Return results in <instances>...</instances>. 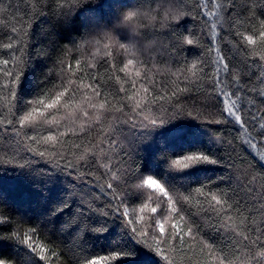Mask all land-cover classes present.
Segmentation results:
<instances>
[{
    "label": "snow or ice",
    "instance_id": "snow-or-ice-1",
    "mask_svg": "<svg viewBox=\"0 0 264 264\" xmlns=\"http://www.w3.org/2000/svg\"><path fill=\"white\" fill-rule=\"evenodd\" d=\"M13 3L9 0L3 6L0 0V12ZM118 6L126 10L104 21L88 0H34L7 30L0 28V135L15 141L14 152L22 147L40 158L30 162L36 167L19 165L15 174L31 183L47 204L44 219L33 224V217L0 195V241H16L27 249L13 244L16 255L7 258L0 253V264L23 256L31 257V264L59 260V253L40 237V230L51 235L58 223L61 233L73 239L94 237L106 242L98 252H88L85 264H177L174 253L179 254V264H264V108L256 109V97L249 96L258 92L264 105V19L258 34L234 32L247 49L237 53L245 56L248 79L242 81L239 63H233L222 47L231 44L230 36L240 22L234 0H192L191 7L187 0H119ZM33 8V18L48 12L65 22L83 17L85 36L78 44L73 42L69 54L91 46L92 59L87 64L79 55L67 64L60 60L58 80L52 79V68L35 75L51 56L37 43L31 25L22 22ZM186 17L199 18L200 33L188 32L182 41L205 48L207 59H186L175 70L168 65L161 69L154 59H140L138 38L159 28L184 29L187 20L179 22ZM117 47L131 58L119 68L126 79L115 71L109 77L120 84L112 92L102 86L96 71L88 70L97 68V57H111ZM166 73L171 79L157 78ZM202 80L210 85L205 100L215 101V115L209 113L212 118L207 123L232 124L242 145L258 158L261 171L235 177L231 170L227 177L208 175L222 167L212 151L218 138L211 143L196 138L165 156L163 168L158 165L146 176L137 172L128 163L132 153L124 148V141L133 138L129 147L143 151L134 143L135 134L143 130L142 138L147 140L149 129L170 124L155 113L168 111L166 103L178 113L185 111L180 97L194 92L191 85ZM185 115L197 119L192 112ZM41 126L47 134L40 133ZM185 127L193 135L199 131L191 122L174 124L166 131ZM133 196L141 201L138 212L129 204ZM16 216L20 220L13 227ZM19 225L26 226L22 234Z\"/></svg>",
    "mask_w": 264,
    "mask_h": 264
},
{
    "label": "trees",
    "instance_id": "trees-1",
    "mask_svg": "<svg viewBox=\"0 0 264 264\" xmlns=\"http://www.w3.org/2000/svg\"><path fill=\"white\" fill-rule=\"evenodd\" d=\"M119 0H96L93 4L92 0H88L89 6L95 7L97 9V15L103 16L104 21L112 18L113 13L119 14L120 12L126 10L118 6ZM9 0H4V5L7 6ZM34 0H14L11 7H8L6 12H0V28L7 30V26L14 23L16 19L20 18L21 12L24 11L26 4L31 5ZM188 6H192V0H187ZM236 4L235 11L240 13L239 23L236 25V29L233 30V34L230 36L231 44H224L222 47L224 53L232 60L233 63H239L240 79L246 80L248 77L244 75L247 71L245 67V56L243 52L238 53V50L247 51L244 49V43L242 42V37L235 35L234 32L239 30L246 34H253L255 31L258 34L259 23L264 16L261 12L264 11V0H234ZM51 8H55V3L50 4ZM36 9H32V13L27 15V19L22 22L27 27L31 25V30L35 33V39L40 45L42 50H49V55L51 59L41 68H38L35 75H42L47 72V69H53V80H58L59 68L61 67L59 61L63 60L65 64L69 63L73 56H81L82 62L87 64V62L92 59L91 53L94 49L89 46L87 50L81 51L79 53L72 52L69 54V49L72 48L73 42L79 43L82 36H85V31L81 28L83 22V17L79 19L72 18L74 22H65L63 17H58L51 12L46 15L37 16L33 18V14ZM199 11V10H197ZM185 20L187 23L185 24ZM102 21V23L104 22ZM180 24H185L184 29H177L176 32H172L170 28H159L155 30L154 34H149L145 37L138 38L139 43L137 47L143 52L140 59L147 61L155 60L161 69L165 65L170 66L175 70L180 64H183L185 60L191 61L197 56H203L205 59L208 58V53L205 48L190 46L182 41V36L187 35L188 32L193 34L200 33V20L191 19L186 17L184 20L179 22ZM175 26V24H173ZM185 29L187 31H185ZM147 31V30H143ZM201 40L204 41L203 34H201ZM7 42V41H4ZM231 47V52L228 49ZM113 55L111 57H104L97 63L96 69H89L88 71H96L98 76L103 79V87H106L112 92L120 87V84L116 82L114 78H109L113 71L116 75L126 79L124 73L119 72V68L123 66L128 57L123 50L114 48L112 50ZM4 54L7 52L4 50ZM103 53H101L102 55ZM108 61L109 63H105ZM111 64H115L116 68L113 70ZM103 65V67H101ZM230 64V68H231ZM104 68L108 71L105 72ZM135 69H133L134 71ZM79 75V73H78ZM157 78L164 81L169 80L171 77L166 73L163 76L157 75ZM253 83L259 86V81L253 80ZM127 87V84L125 85ZM195 88L194 92H190L187 95L181 96V107L186 112H192L194 116L197 117L195 121H191L189 117H186L185 111L177 112L176 108L172 107L171 103L164 104V108L168 111H157L155 114L163 117L165 120H171L170 124L161 126L158 129L151 131V136L144 140L142 138V131H138L135 134L134 143L137 146L143 147V151H133L129 144L133 142V138L129 141H124V148L132 153L131 159L128 163L132 165L139 173H143L145 176L150 172H155L157 166L163 168L162 164L165 156L169 155L173 150H180L187 146V141L199 138L205 142L211 143L214 138L215 147L212 151L216 154L222 162V167L216 172H210V176H221L227 177L229 170L232 171L233 177L237 173L243 174L245 171L258 174L261 171L260 162L254 153H251L247 148L242 145L241 141L237 138V132L232 124H216L207 123L210 117L209 113L215 115V108L212 104L215 103L213 100L211 103L205 100V97L209 95L207 89L210 88L207 80H202L198 85H191ZM30 92L31 89L29 88ZM123 95V94H120ZM249 96L256 97L255 108H264V105L260 103V98L257 93H249ZM175 103V101H173ZM255 110V109H254ZM119 115V114H117ZM264 115V112L261 113ZM219 118V116H215ZM195 123L199 131H195V135L187 127L179 129L177 131L167 132L166 129L172 127L174 124L178 123ZM41 134H47V129L43 126L39 129ZM163 133V135H161ZM183 136V139H177V137ZM74 139H79L74 138ZM121 139H123L121 137ZM231 141V143H229ZM15 141L11 139H4L0 135V195L6 198L10 204L19 208L21 212L27 213L29 217H33V224H38L40 220L44 219V210L47 204L44 200L40 198V194L37 189H35L31 183H29L24 177L16 175L19 172V165H27L29 167H36L35 163H30L32 161H39V157H33L30 153H27L22 147L14 152ZM77 153L79 150H75ZM115 156V153H114ZM71 158V157H70ZM11 161V162H9ZM44 164V161H40ZM50 167V165H49ZM201 176L204 174L201 173ZM264 178V177H262ZM91 179V178H89ZM226 183V181H225ZM147 191V190H145ZM129 204L132 207L139 209L141 201L135 200V196L130 197ZM147 215H151L147 213ZM67 220L68 218L65 217ZM20 217L16 216L13 221V227L17 226ZM25 225H19L21 234L25 230ZM51 235H46L44 230H40V237L42 241L48 242V248L50 250H55L59 253V260L53 258L49 264H85L88 258V252L90 250L98 252L99 249L106 243L104 240H97L94 237H87L81 241L80 238L73 239L71 234H62L59 230V223L56 229L50 230ZM7 236V233H5ZM20 249L27 251L26 246L20 244L16 241H10L4 239L0 241V253L7 258H11L16 255L12 245ZM177 258V264H179V254H173ZM94 258V257H93ZM32 258L29 256H23L20 260H11L10 264H31ZM39 264H45L44 261H40Z\"/></svg>",
    "mask_w": 264,
    "mask_h": 264
}]
</instances>
